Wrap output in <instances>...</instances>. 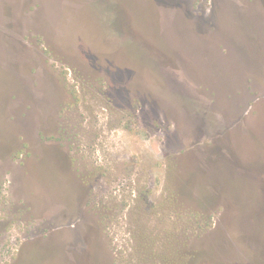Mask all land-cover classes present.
<instances>
[{"label": "rangeland", "instance_id": "374dc122", "mask_svg": "<svg viewBox=\"0 0 264 264\" xmlns=\"http://www.w3.org/2000/svg\"><path fill=\"white\" fill-rule=\"evenodd\" d=\"M258 71L264 0H0V264H264Z\"/></svg>", "mask_w": 264, "mask_h": 264}, {"label": "crops", "instance_id": "0c3cea01", "mask_svg": "<svg viewBox=\"0 0 264 264\" xmlns=\"http://www.w3.org/2000/svg\"><path fill=\"white\" fill-rule=\"evenodd\" d=\"M261 73H262L261 71H258V72H257V74H259V76L264 80V74H261ZM217 77H218V82L220 83V82H221V80H220L221 78H220V76H218V75H217ZM224 80H225V79L222 78V82H223ZM228 82H231V81L228 80ZM232 86H233V84L231 83V84H229L228 87H232ZM260 115L262 116V113H260ZM262 125L264 126V124H262Z\"/></svg>", "mask_w": 264, "mask_h": 264}, {"label": "flooded vegetation", "instance_id": "af4514ba", "mask_svg": "<svg viewBox=\"0 0 264 264\" xmlns=\"http://www.w3.org/2000/svg\"><path fill=\"white\" fill-rule=\"evenodd\" d=\"M227 169L226 170H228V171H230L231 169L229 168V167H227V166H225ZM225 170V171H226ZM221 172H224L223 170H221ZM220 172V173H221ZM259 172H263L264 173V169L262 170V171H259ZM226 173H227V171H226ZM57 174H59L58 172H57ZM61 174H63V172L61 173ZM62 180V178H59V181H61ZM61 183V182H60Z\"/></svg>", "mask_w": 264, "mask_h": 264}]
</instances>
